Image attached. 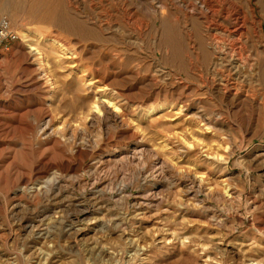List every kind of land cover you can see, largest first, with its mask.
I'll return each mask as SVG.
<instances>
[{"label":"rangeland","instance_id":"obj_1","mask_svg":"<svg viewBox=\"0 0 264 264\" xmlns=\"http://www.w3.org/2000/svg\"><path fill=\"white\" fill-rule=\"evenodd\" d=\"M201 2L0 0V264H264V40L227 79Z\"/></svg>","mask_w":264,"mask_h":264},{"label":"bare ground","instance_id":"obj_2","mask_svg":"<svg viewBox=\"0 0 264 264\" xmlns=\"http://www.w3.org/2000/svg\"><path fill=\"white\" fill-rule=\"evenodd\" d=\"M243 3L244 5L240 6L231 0H202L201 3L191 4L190 7V18H195L201 24L204 36L208 41L212 40L217 49L220 47L219 37L216 38L213 33L216 32L222 36L221 43L224 45V49L220 48L219 62L220 66L224 67L225 65L229 68L228 74H226L227 79L238 76L239 67L244 61L241 56L242 52H240L242 39L248 37V39L256 38L258 42L264 40V23L254 17L252 1L243 0ZM262 4H264V0H262ZM188 36L192 38V35ZM248 67H250L249 64ZM107 103L112 105L109 101Z\"/></svg>","mask_w":264,"mask_h":264},{"label":"built area","instance_id":"obj_3","mask_svg":"<svg viewBox=\"0 0 264 264\" xmlns=\"http://www.w3.org/2000/svg\"><path fill=\"white\" fill-rule=\"evenodd\" d=\"M17 34L13 31L6 18L0 19V51L7 49L11 42L17 41Z\"/></svg>","mask_w":264,"mask_h":264}]
</instances>
